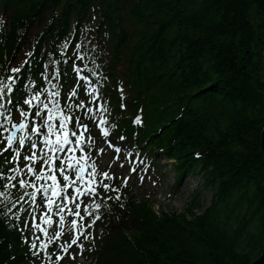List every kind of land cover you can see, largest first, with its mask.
I'll return each mask as SVG.
<instances>
[{"label":"trees","instance_id":"1","mask_svg":"<svg viewBox=\"0 0 264 264\" xmlns=\"http://www.w3.org/2000/svg\"><path fill=\"white\" fill-rule=\"evenodd\" d=\"M0 21V79L31 53L14 95L38 90L44 68L69 89L78 66L89 77L83 88L102 96L89 97L90 115L117 146L174 159L178 183L202 179L173 212H157L122 180L104 181L120 189L106 195L121 198L95 200V239L82 241L89 264H250L262 254L264 0H0ZM1 204L0 264H28L20 209Z\"/></svg>","mask_w":264,"mask_h":264},{"label":"snow or ice","instance_id":"2","mask_svg":"<svg viewBox=\"0 0 264 264\" xmlns=\"http://www.w3.org/2000/svg\"><path fill=\"white\" fill-rule=\"evenodd\" d=\"M2 23L0 21V30ZM27 55L31 56V53ZM27 63L25 60L21 66L9 67V74L0 79V143L5 144L0 150V181L5 182L2 185L5 188L32 189L25 192V195L35 208L43 209L40 213H36L35 208L31 212L24 210L25 215L31 217L30 223L24 222L25 228L31 227L34 230L35 238L30 244L32 255L40 257L43 253L47 264H54V256L58 264L73 246L80 249L82 254L85 247L82 241H94L95 237L89 229L101 219L100 209L103 206L102 202L96 203L95 200L103 196L109 201L113 198L118 201L121 198L119 195L113 197L106 194L109 191L119 192L120 189L104 182L114 181L116 176L110 175L108 171L101 172L97 161L92 159L87 150L93 143L89 125L82 123V117L77 112L78 109H84L85 114L94 111L93 107L88 106L89 97L93 103L102 99L99 89L91 85L84 89L82 84L64 89L63 98L66 103L57 99L61 97L60 91L51 92L48 89L43 92L33 91L31 94L21 90L19 95H14L19 74ZM73 70L81 72L78 66ZM80 79L84 83L89 82L87 75ZM77 89L87 92L79 102L75 99ZM21 104L27 110L20 107ZM99 107L106 111L104 104ZM13 110L21 116L19 122L14 120ZM104 123L101 119L100 125ZM135 123H142L140 116L135 118ZM92 126H96L94 121ZM103 137L108 138V144L117 153L115 159L118 160L121 148L109 136L107 129H104ZM103 151L99 150L101 155ZM136 171V167H131V172ZM121 179L124 186H127L130 177ZM0 196L7 198V192L0 191ZM85 199L90 203L85 204ZM65 214L71 217L70 221H66ZM54 217L58 219V229ZM36 232L41 233L43 238L36 235ZM65 234H69L71 239L64 240ZM53 247L60 251L52 252L50 249ZM72 258L75 259V256L72 255Z\"/></svg>","mask_w":264,"mask_h":264},{"label":"rangeland","instance_id":"3","mask_svg":"<svg viewBox=\"0 0 264 264\" xmlns=\"http://www.w3.org/2000/svg\"><path fill=\"white\" fill-rule=\"evenodd\" d=\"M158 170L149 169L148 173L136 171L131 174L130 167L115 160L112 151H107L102 157L103 163L109 164L118 177H130L128 183L133 186V192L139 199H148L155 210L183 211L192 198L195 189L203 188L202 179L194 175L184 177L180 183L177 181V172L173 161L164 156H157ZM202 196L206 203L210 202L211 194L202 189Z\"/></svg>","mask_w":264,"mask_h":264},{"label":"water","instance_id":"4","mask_svg":"<svg viewBox=\"0 0 264 264\" xmlns=\"http://www.w3.org/2000/svg\"><path fill=\"white\" fill-rule=\"evenodd\" d=\"M261 146H262V152H263V156H264V129L262 131L261 134ZM250 264H264V248L262 251V254L260 255L259 258H257L256 260L252 261Z\"/></svg>","mask_w":264,"mask_h":264},{"label":"bare ground","instance_id":"5","mask_svg":"<svg viewBox=\"0 0 264 264\" xmlns=\"http://www.w3.org/2000/svg\"><path fill=\"white\" fill-rule=\"evenodd\" d=\"M147 200H148V199H147ZM148 201H149V200H148ZM259 257H260V256H259ZM259 257H258V258H259ZM256 259H257V258H256ZM256 259H255V260H256ZM253 261H254V260H253ZM53 262H55V261H53Z\"/></svg>","mask_w":264,"mask_h":264}]
</instances>
